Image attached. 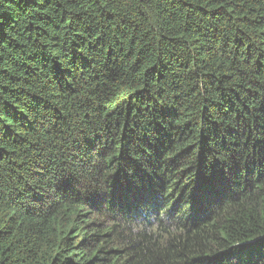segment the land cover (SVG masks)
<instances>
[{
    "label": "trees",
    "instance_id": "1",
    "mask_svg": "<svg viewBox=\"0 0 264 264\" xmlns=\"http://www.w3.org/2000/svg\"><path fill=\"white\" fill-rule=\"evenodd\" d=\"M0 264H264V0H0Z\"/></svg>",
    "mask_w": 264,
    "mask_h": 264
}]
</instances>
